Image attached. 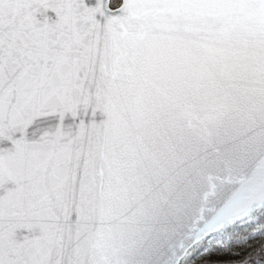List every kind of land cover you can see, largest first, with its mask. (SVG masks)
Wrapping results in <instances>:
<instances>
[{
	"label": "snow or ice",
	"instance_id": "snow-or-ice-1",
	"mask_svg": "<svg viewBox=\"0 0 264 264\" xmlns=\"http://www.w3.org/2000/svg\"><path fill=\"white\" fill-rule=\"evenodd\" d=\"M0 264H264V0H0Z\"/></svg>",
	"mask_w": 264,
	"mask_h": 264
},
{
	"label": "trees",
	"instance_id": "trees-1",
	"mask_svg": "<svg viewBox=\"0 0 264 264\" xmlns=\"http://www.w3.org/2000/svg\"><path fill=\"white\" fill-rule=\"evenodd\" d=\"M254 243H258V241L257 242H254Z\"/></svg>",
	"mask_w": 264,
	"mask_h": 264
}]
</instances>
